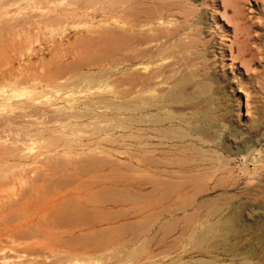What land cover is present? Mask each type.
Here are the masks:
<instances>
[{"label": "rangeland", "instance_id": "1", "mask_svg": "<svg viewBox=\"0 0 264 264\" xmlns=\"http://www.w3.org/2000/svg\"><path fill=\"white\" fill-rule=\"evenodd\" d=\"M0 264H264V0H0Z\"/></svg>", "mask_w": 264, "mask_h": 264}, {"label": "bare ground", "instance_id": "2", "mask_svg": "<svg viewBox=\"0 0 264 264\" xmlns=\"http://www.w3.org/2000/svg\"><path fill=\"white\" fill-rule=\"evenodd\" d=\"M156 6H157V5H156ZM160 6H163V5H160ZM164 6H165V5H164ZM164 6H163V7H164ZM158 7H159V5H158ZM159 8H161V7H159ZM159 8H158V9H159ZM149 9H150V8H149ZM163 9H164V8H163ZM156 10H157V9H156ZM161 10H162V9H161ZM161 10H160V11H161ZM131 11H132V10H131ZM133 11H134V10H133ZM133 11H132V12H133ZM152 12H153V11H152ZM161 12H162V11H161ZM161 12H160V14H161ZM154 13H155V12H154ZM157 13H158V12H157ZM157 13H156V14H157ZM168 13H169V12H168ZM156 14H154V15H156ZM169 14H170V13H169ZM156 17H157V16H156ZM153 18H154V17H153ZM153 18H151V20H152ZM159 18H160V16H159ZM163 18H164V17H163ZM147 19H148V18H147ZM147 19H146V20H147ZM148 20H149V19H148ZM148 20H147V21H148ZM156 22H157V21H156ZM153 23H154V22H153ZM150 24H151V23H150ZM145 25H147V24H145ZM152 28H153V27H152ZM157 28H158V27H157ZM149 29H150V28H149ZM147 30H148V29H147ZM154 30H155V29H154ZM152 31H153V29H152ZM157 33H158V32H157ZM168 34H169V33H168ZM160 36L163 37V33H162V35H159V37H160ZM165 36H167V35H165ZM148 37H149V36H148ZM157 38H158V37H157ZM148 39H149V38H148ZM151 40H154V39L151 38ZM158 40H160V39H158ZM161 41H162V40H161ZM168 45H169V44H168ZM165 46H166V44H165ZM55 238H56V237H55ZM57 238H58V237H57ZM51 239H54V238H51ZM32 253H33V252H32Z\"/></svg>", "mask_w": 264, "mask_h": 264}]
</instances>
